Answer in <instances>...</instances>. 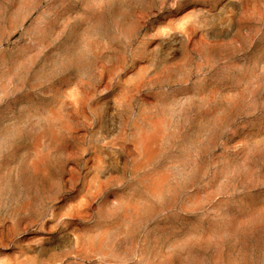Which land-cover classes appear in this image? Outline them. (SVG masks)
<instances>
[{
    "label": "rangeland",
    "instance_id": "rangeland-1",
    "mask_svg": "<svg viewBox=\"0 0 264 264\" xmlns=\"http://www.w3.org/2000/svg\"><path fill=\"white\" fill-rule=\"evenodd\" d=\"M0 264H264V0H0Z\"/></svg>",
    "mask_w": 264,
    "mask_h": 264
}]
</instances>
